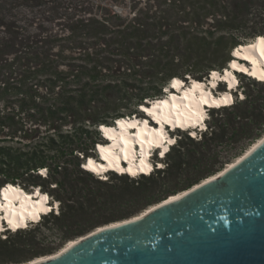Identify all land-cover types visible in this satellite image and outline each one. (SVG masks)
<instances>
[{
	"label": "trees",
	"instance_id": "16d2710c",
	"mask_svg": "<svg viewBox=\"0 0 264 264\" xmlns=\"http://www.w3.org/2000/svg\"><path fill=\"white\" fill-rule=\"evenodd\" d=\"M259 36L264 0H0V191L38 190L59 207L0 237L8 254L0 264L53 255L134 218L216 175L260 139L264 97L242 91L239 99L236 91L232 105L208 111L203 133L177 131L149 175L111 171L101 180L82 167L98 157L100 126L143 118L139 106L162 98L172 79L208 81ZM230 144L241 151L222 157L218 149ZM43 230L57 237L56 248L40 247Z\"/></svg>",
	"mask_w": 264,
	"mask_h": 264
},
{
	"label": "water",
	"instance_id": "95a60500",
	"mask_svg": "<svg viewBox=\"0 0 264 264\" xmlns=\"http://www.w3.org/2000/svg\"><path fill=\"white\" fill-rule=\"evenodd\" d=\"M185 192L40 264H264V142L222 177Z\"/></svg>",
	"mask_w": 264,
	"mask_h": 264
},
{
	"label": "bare ground",
	"instance_id": "6f19581e",
	"mask_svg": "<svg viewBox=\"0 0 264 264\" xmlns=\"http://www.w3.org/2000/svg\"><path fill=\"white\" fill-rule=\"evenodd\" d=\"M249 45L238 46L232 53L234 59L230 61V68L224 69L222 73L212 71L208 80L210 86L215 87L218 81H225L227 90L222 91L220 95H213L205 90V84L202 81H193L191 88L182 87L183 81L175 78L171 80L172 88L166 91L167 97L157 98L151 102V105L143 106L146 115L152 118V122L156 127H152L149 122L140 120L137 116L134 118L119 119L114 126H103L101 131L104 133L106 143L98 144L97 152L102 162L89 158L84 163V168L96 174H100L107 170H115L119 173H127L132 176L138 174H149L152 166L148 157L150 150L155 147H161L162 154L167 150L164 142L172 143L171 139H167L164 125L171 128L186 129L201 124L205 117L203 105L211 107L226 106L231 104L233 99L232 90L236 86L237 77L234 71L246 76L254 78L258 82L264 83V37L259 36ZM240 60V61H237ZM246 62V64L242 63ZM184 86V85H183ZM177 91L181 92V96H176ZM151 113V114H150ZM134 129L135 133L130 134V130ZM264 142V135L253 143L246 153L234 162L228 164L226 168L216 175L203 180V185L212 182L225 175L228 171L234 169L243 159L256 151ZM137 150L139 157L137 159ZM124 163V165H123ZM45 173V171H42ZM195 189H198L197 187ZM187 195V192H180L171 196L165 203L159 206H152L134 216L136 220L145 217L158 207H163L168 203L176 201ZM48 196L36 190L34 193H26L17 186L6 185L0 191V230L2 228V219L5 220L13 230L24 228L28 222H37L41 218V214L50 211V204L47 203ZM135 221V220H134ZM119 222L107 225V228L117 227ZM100 228L98 232L103 231ZM91 233V232H90ZM87 235V234H86ZM85 238L80 237L71 240L67 245L57 253L36 258L24 264H40L46 261H52L62 257L69 250L84 241Z\"/></svg>",
	"mask_w": 264,
	"mask_h": 264
},
{
	"label": "rangeland",
	"instance_id": "374dc122",
	"mask_svg": "<svg viewBox=\"0 0 264 264\" xmlns=\"http://www.w3.org/2000/svg\"><path fill=\"white\" fill-rule=\"evenodd\" d=\"M237 78L239 79V85H240L239 89L237 90V96H238L239 99H242L244 97V94H243L244 92H242V91H246L253 98L254 97H264V85H260V86L254 87V86H252L251 84H249V83H247L245 81H242L241 82L239 77H237ZM208 81L203 82L205 84V87H204L205 90H208L209 88H212V86L209 85L210 83ZM190 82H192V81L189 80L186 83L183 82V84H185V86H189L190 85ZM221 87L222 86H217L216 89L212 90L213 94L220 95L221 92H222V91H220ZM224 89L227 90V87L224 86ZM234 92H236L235 89L232 90L233 99L235 98ZM132 118H134V117H132ZM208 119H209V117H208ZM175 134H177V133H175ZM198 139H199V137H198ZM102 143H106V141H104ZM102 143H99V144H102ZM249 147H247L246 150L243 151V153L241 155H239V157H241L242 155H244L246 153V151L248 150ZM241 149H242L241 144H236V145L235 144H230V145L223 146L222 148L220 147L218 149V151H220L221 156L224 157L226 154L229 155V156L236 155L237 153H239L241 151ZM239 157H236L232 162H234L235 160H237ZM226 166L227 165H225L224 168H226ZM48 199L50 201V197L49 196H48ZM52 205H53V208H54L55 212H57V210L59 208L58 207V203L57 202H54ZM42 237L44 238V242H43V244L40 245V247L41 246L52 247V248H56L57 247V245H58V242L56 240L57 237L52 232H49L47 230H45V231L43 230ZM39 238H41V237H39ZM36 239H38V238H36ZM66 245H67V243L65 245H63L62 248H64ZM62 248L58 249V251H60ZM7 255L8 254H7V251L6 250L0 251V261H4L6 259V257H8Z\"/></svg>",
	"mask_w": 264,
	"mask_h": 264
},
{
	"label": "clouds",
	"instance_id": "9594fccd",
	"mask_svg": "<svg viewBox=\"0 0 264 264\" xmlns=\"http://www.w3.org/2000/svg\"><path fill=\"white\" fill-rule=\"evenodd\" d=\"M245 75V74H244Z\"/></svg>",
	"mask_w": 264,
	"mask_h": 264
},
{
	"label": "snow or ice",
	"instance_id": "6c2138e0",
	"mask_svg": "<svg viewBox=\"0 0 264 264\" xmlns=\"http://www.w3.org/2000/svg\"><path fill=\"white\" fill-rule=\"evenodd\" d=\"M151 114V113H150Z\"/></svg>",
	"mask_w": 264,
	"mask_h": 264
}]
</instances>
